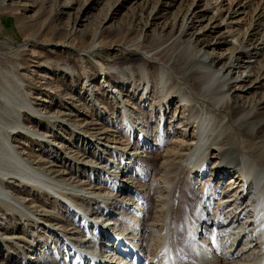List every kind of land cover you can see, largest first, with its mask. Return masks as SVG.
Wrapping results in <instances>:
<instances>
[{
  "label": "bare ground",
  "instance_id": "6f19581e",
  "mask_svg": "<svg viewBox=\"0 0 264 264\" xmlns=\"http://www.w3.org/2000/svg\"><path fill=\"white\" fill-rule=\"evenodd\" d=\"M190 2L165 34L118 44L127 62L97 60L99 76L84 60L100 34L79 64L55 63L72 111L38 109L19 70L33 44L75 47L0 54V264H264V0Z\"/></svg>",
  "mask_w": 264,
  "mask_h": 264
},
{
  "label": "rangeland",
  "instance_id": "374dc122",
  "mask_svg": "<svg viewBox=\"0 0 264 264\" xmlns=\"http://www.w3.org/2000/svg\"><path fill=\"white\" fill-rule=\"evenodd\" d=\"M166 2L168 0H0V54L5 55L10 47H16L15 45L29 44L28 39L31 38L62 41L75 47V49H71L61 45L44 47L33 44L29 46L32 51L20 50V62L23 67L19 70L22 81L32 93L31 102L38 109L55 111L63 107L72 111L74 104L68 97H71L73 90L71 86L65 84L69 77L56 69L54 64L65 62L74 66L79 64L82 60L76 48L88 46L94 34L102 35L103 41L101 43L104 45V49L100 50L95 57L85 58L84 61L89 66L88 72L98 75L97 60L116 58L120 63L122 61L127 62L128 59H122L118 44L131 41L138 35L165 34L174 21L179 24L183 15L187 11H192L195 6V4L190 6V0H178L174 6H167L165 5ZM65 5L67 7L64 8ZM202 5L203 1L200 6ZM251 16H253L251 9H248L245 20L240 27L243 32L247 30L245 29L246 22ZM145 21L149 22L146 28L144 26ZM151 22L153 24L150 25ZM246 36L247 34H245ZM231 40L234 39L231 38ZM112 43H114L113 46H108ZM229 46L230 44H226L222 46L221 50L226 51ZM132 61L136 62L137 60L135 58ZM42 64L43 66H39ZM178 69V62L174 61L172 70L177 73ZM185 72L183 74L187 75ZM187 76L190 79L186 78V80L193 84V77ZM42 77L44 79H38ZM52 86L53 88H51ZM56 89H58L57 92L54 91ZM110 102L112 103V101ZM219 117L221 118V115ZM29 124L32 128H43L44 126L43 122L32 117H29ZM65 128L62 126L58 130L63 134L66 132ZM230 130L231 128L228 129V131ZM16 139V143L22 145L23 151L35 154L38 148L35 140L25 135ZM153 165L155 166L156 162ZM205 185L207 186L208 182L204 183L202 187H206ZM147 211L149 215L151 206ZM186 236L185 229H181V232L176 234L175 249L178 252L190 254L189 247H186L183 241ZM215 237L218 239L217 235ZM215 237L214 244L216 245L217 239L215 240Z\"/></svg>",
  "mask_w": 264,
  "mask_h": 264
}]
</instances>
